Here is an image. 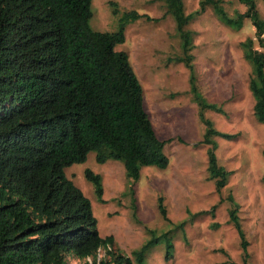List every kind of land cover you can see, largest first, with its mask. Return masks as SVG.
I'll use <instances>...</instances> for the list:
<instances>
[{
	"label": "trees",
	"instance_id": "trees-1",
	"mask_svg": "<svg viewBox=\"0 0 264 264\" xmlns=\"http://www.w3.org/2000/svg\"><path fill=\"white\" fill-rule=\"evenodd\" d=\"M236 1L246 10L231 15L224 0H201L191 13L184 0H163L182 40L179 61L191 72V92L206 125L202 143L211 146L208 170L218 191L231 171L219 164L213 137L236 134L217 130L205 116L206 109H224L199 90L194 32L187 26L209 6L235 30L246 19L252 22L255 35L241 47L252 67L255 117L264 123V17L258 0ZM142 16L126 12L117 30L100 31L91 24L92 0H0V264H69V255L90 258L92 264H144L152 240L134 257L125 254L113 236L100 233L91 200L66 174L90 152L99 163L123 162L132 181L140 179L144 166L165 169L170 163L167 141L158 136L146 110L130 56L117 50L126 41L127 25ZM85 175L102 199V176L90 168ZM230 200L235 205L231 220L247 256L238 205L233 196ZM160 211L169 220L162 199Z\"/></svg>",
	"mask_w": 264,
	"mask_h": 264
},
{
	"label": "rangeland",
	"instance_id": "rangeland-1",
	"mask_svg": "<svg viewBox=\"0 0 264 264\" xmlns=\"http://www.w3.org/2000/svg\"><path fill=\"white\" fill-rule=\"evenodd\" d=\"M200 2L184 0L186 13L199 9ZM223 4L231 15L246 10L236 0ZM258 8L264 17L262 0ZM92 9V27L100 31L117 30L126 12L146 15L127 25L126 41L117 50L130 56L144 88L146 110L158 136L167 141L170 160L165 169L144 166L137 181L127 178L123 162L99 163L95 152L66 168L67 176L91 200L100 233L113 236L129 256L152 240L144 264H264V123L255 117L249 88L252 67L241 47L255 35L252 22L246 19L235 30L209 6L187 26L194 32L199 90L224 109H206L205 116L217 130L236 134L233 139L213 137L219 164L231 171L227 185L218 191L208 170L211 146L202 143L206 125L191 92V72L179 61L184 55L182 40L163 0H92ZM87 168L102 176V199L85 175ZM230 196L238 205L247 256L231 220L235 205ZM161 199L169 220L160 211ZM68 261L92 264L90 258L73 255Z\"/></svg>",
	"mask_w": 264,
	"mask_h": 264
}]
</instances>
